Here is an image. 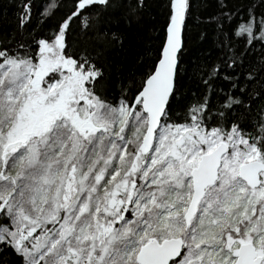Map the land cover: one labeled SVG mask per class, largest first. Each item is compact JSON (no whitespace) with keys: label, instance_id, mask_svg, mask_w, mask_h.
Masks as SVG:
<instances>
[{"label":"snow or ice","instance_id":"obj_1","mask_svg":"<svg viewBox=\"0 0 264 264\" xmlns=\"http://www.w3.org/2000/svg\"><path fill=\"white\" fill-rule=\"evenodd\" d=\"M5 6L0 264H264V0H210L188 63L165 0L146 71L148 0Z\"/></svg>","mask_w":264,"mask_h":264},{"label":"trees","instance_id":"obj_2","mask_svg":"<svg viewBox=\"0 0 264 264\" xmlns=\"http://www.w3.org/2000/svg\"><path fill=\"white\" fill-rule=\"evenodd\" d=\"M38 5L43 3V0H36ZM165 0H148L149 8L145 15L143 25L139 30L133 29L128 35L127 51L124 54L125 63L132 67L134 71H146V68H142V65L147 61V55L145 54V47L149 46L152 41L155 40L159 25L163 23V4ZM193 13L188 25V39L187 51L185 55V62H190L191 58L200 54L201 49L207 50V45L203 44L200 39V34L203 31L204 25L198 21L207 15L205 11L207 4L210 0H192ZM8 4V0H0V13H7L9 17L14 14V9ZM211 11L210 8L207 9ZM35 11V10H34ZM2 19V17H0ZM51 23H54L52 21ZM8 27L7 24L0 22V30ZM155 27L156 31L152 29ZM151 37V40L149 39ZM182 95L191 100L194 99V95L197 93V89L192 79L189 76H185L183 80ZM130 134V133H129Z\"/></svg>","mask_w":264,"mask_h":264}]
</instances>
